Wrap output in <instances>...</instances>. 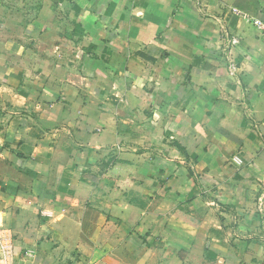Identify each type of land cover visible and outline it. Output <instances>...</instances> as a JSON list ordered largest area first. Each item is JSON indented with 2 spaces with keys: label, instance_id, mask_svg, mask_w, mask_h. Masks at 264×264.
Listing matches in <instances>:
<instances>
[{
  "label": "crops",
  "instance_id": "crops-1",
  "mask_svg": "<svg viewBox=\"0 0 264 264\" xmlns=\"http://www.w3.org/2000/svg\"><path fill=\"white\" fill-rule=\"evenodd\" d=\"M255 21L264 0H0V264H264Z\"/></svg>",
  "mask_w": 264,
  "mask_h": 264
},
{
  "label": "built area",
  "instance_id": "built-area-1",
  "mask_svg": "<svg viewBox=\"0 0 264 264\" xmlns=\"http://www.w3.org/2000/svg\"><path fill=\"white\" fill-rule=\"evenodd\" d=\"M255 24H257V25H258L259 27H261V29L263 30V34H262V36H263V38H264V23L259 22V21H255ZM233 161H234V163L237 164L238 166H241V165L243 164L242 159L239 158V157H237V156L233 157ZM0 228H1V223H0Z\"/></svg>",
  "mask_w": 264,
  "mask_h": 264
}]
</instances>
